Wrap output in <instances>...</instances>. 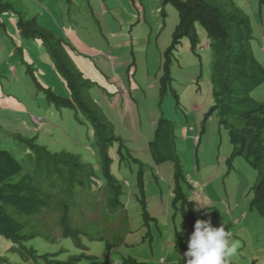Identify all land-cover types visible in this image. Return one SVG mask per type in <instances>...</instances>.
Returning <instances> with one entry per match:
<instances>
[{
  "label": "rangeland",
  "instance_id": "374dc122",
  "mask_svg": "<svg viewBox=\"0 0 264 264\" xmlns=\"http://www.w3.org/2000/svg\"><path fill=\"white\" fill-rule=\"evenodd\" d=\"M4 1L15 3L23 18L36 17L42 26L61 38L64 36L68 39L70 27H73L69 37L71 45L80 53L88 55L93 64L102 70L110 72L113 67L114 73L119 74L126 86L133 90L132 97L137 100L138 117L134 104L132 112L130 111L134 122L131 113H127L124 118L127 121L122 128L118 123L121 115L118 108L115 105L112 108L108 104V99L115 101L117 96L103 92L100 84L93 81L95 79H89L92 83L89 89L91 97L112 122L116 135L124 141V146L131 155L144 165L143 181L148 211L156 219L149 221V226L144 225L135 197L138 193L136 173L139 166L131 160L123 159L120 162L118 143L114 142L109 149L111 173L122 186L120 200L125 206L124 213L110 214L101 211L96 218L88 217V211L99 203L96 195L83 190V199H87L89 203L82 202L84 215L82 224L78 225L85 233L79 235L82 248L76 246L72 238L62 237L54 225L49 228L41 220L34 219L26 222L24 233L36 235L25 239L22 244L35 249L39 255L58 253L54 258L61 262L82 253L94 257H81L75 264H91L93 261L108 263L110 259L118 261L124 254H131L155 264H183L182 256L187 251V241L192 231L180 213L172 207L173 164L165 162L156 166L147 149L148 141L153 139L155 131L152 121L155 119L157 122L164 118L173 124L175 148L185 178L188 182L192 181V184L197 182L199 192L208 200L202 206L199 205L198 198L192 197L197 187L182 182L184 195L189 201L187 210L195 212L196 219H211L214 227L224 224L226 231L230 230L231 239L240 242L237 253L228 259V264H264V218L256 210L250 209L251 188L256 183V172L238 156L233 160L234 169L228 173L224 162L231 154L228 133L218 126L214 113L203 121L213 105L210 84L211 52L204 32L198 29L197 54L192 53L187 38L181 41L174 52L171 87L178 96L179 105H176L171 94L161 99L158 91L160 54L168 45L171 32L177 23L176 11L170 4H163V0H137L140 7L130 0ZM232 1L249 19L252 29L251 49L254 57L264 66V1L262 4L259 0ZM102 2L108 9L104 17L100 15L103 27L98 26L90 11V6L102 10ZM161 7L165 13L164 21L160 13ZM112 16L118 23L111 21ZM71 20L76 22L71 23ZM60 28H64L65 35ZM74 30L78 37H74ZM2 31L0 28V51L5 59L16 60V67H19L11 89L5 92V95L14 97L5 101L21 110L13 112L0 108L2 131L27 137L37 135L38 144L46 145L52 150L64 149L79 155L85 163L92 165L99 176V156L88 122L73 109H56L46 101L43 91H36L35 84L26 73V63L14 53L17 45L13 43L16 40L10 37L1 39ZM21 45L36 58L32 50V46L35 47L32 39L23 38ZM40 51L44 56L40 57L38 50V59H44V67L41 68L46 73L44 76L39 73V78L49 82L56 94L67 96L65 84L58 74L53 69L52 72L47 70V65L48 69L50 66L47 64V60L50 63L49 56L44 50ZM72 55L74 59L77 58L74 52ZM104 59L117 61L108 63ZM251 96L264 102V84L252 91ZM25 98L32 102L27 104L21 101ZM115 104L122 106L119 96ZM31 110L39 116L44 114L46 121L34 127L29 118L30 113H34ZM203 125L206 131L201 134V139L196 144L195 136ZM2 136L0 148L9 151L16 160H21L29 167V154L24 153L25 145L21 147L18 140L5 134ZM73 136L77 138V143ZM125 231L129 232L124 233L123 243L111 250L105 248L107 243L111 244L110 237L113 234ZM148 231L152 234L150 240L146 235ZM176 231L184 239L183 247H176L174 243ZM11 246L8 240L0 236V264H54L39 257L34 259L23 250L11 251Z\"/></svg>",
  "mask_w": 264,
  "mask_h": 264
},
{
  "label": "trees",
  "instance_id": "16d2710c",
  "mask_svg": "<svg viewBox=\"0 0 264 264\" xmlns=\"http://www.w3.org/2000/svg\"><path fill=\"white\" fill-rule=\"evenodd\" d=\"M131 1L134 3L136 0ZM263 1L259 0L261 4ZM167 3L175 9L177 23L171 32L168 45L160 54L159 98L163 99L167 94H171L176 100V105H179L178 96L171 87L174 52L181 41L187 38L192 53L197 54L200 28L206 36L211 52L210 84L213 101L203 121L214 113L218 126L228 133L231 154L224 161L228 173L234 169L233 160L238 156L256 172V183L251 188L250 209L256 210L264 218V102L251 96L252 91L264 84V66L254 57L251 49L252 29L249 19L232 0H163V4ZM8 11L16 15V28L21 38L41 41L55 71L67 88V96H62L50 87H42L36 82L37 88L45 94L46 101L56 109L69 108L82 114L92 129L99 156L100 175H96L92 165L82 161L80 156L73 152L49 149L46 145L36 142L37 135L27 137L19 133L11 134L2 131L0 127V133L18 140L21 147L25 145V152L29 154L27 167L21 160H16L8 151L0 148V236L15 245L11 251L23 250L34 259L39 257L48 263L75 264L81 257L93 259L92 255L82 253L61 262L54 258L58 253L39 255L33 248L22 244L25 239L36 235L24 233L26 222L34 219L41 220L43 224H49L51 227L54 225L62 237L72 238L74 244L82 248L79 235L85 233L78 225L84 215L82 202L89 203L87 199H83V190L97 196L95 190L99 189L101 195L98 196L104 202H100L98 207L96 204V210L99 208V211L106 213L123 214L125 206L120 200L122 186L111 173L112 161L109 156L110 147L117 142L120 162L123 159L131 160L139 166L136 173L138 193L135 197L144 225L149 226V221L156 219L148 211L143 181L144 165L131 155L124 146V141L116 135L112 122L91 97V81L84 77L69 54V51L74 49L73 46L63 37L56 36L42 26L36 18H23L14 4L0 0V12ZM160 13L164 21L163 7L160 8ZM26 73L35 79L30 66L26 67ZM205 131L203 125L200 139ZM174 139L173 124L160 118L156 122L153 139L148 142V150L154 164H173L172 207L180 213L193 231L197 220L196 213L186 208L187 199L180 185L185 181L184 172ZM154 178L156 179V176ZM95 179L102 181V187L94 190ZM127 232L129 231L113 234L110 237L111 244L107 243L105 248L111 250L112 247L119 246L123 243L124 233ZM146 235L149 240L152 238L150 231ZM98 239L101 240L102 237ZM174 243L176 247L184 246V239L177 231ZM91 264L155 263L124 254L118 261L110 259L108 263L94 261Z\"/></svg>",
  "mask_w": 264,
  "mask_h": 264
},
{
  "label": "crops",
  "instance_id": "0c3cea01",
  "mask_svg": "<svg viewBox=\"0 0 264 264\" xmlns=\"http://www.w3.org/2000/svg\"><path fill=\"white\" fill-rule=\"evenodd\" d=\"M13 4H14V6L17 9L16 4L15 3H13ZM70 4H71V2H70ZM100 7L102 8V10H99L97 8L93 9L90 6V11H91V14H92L94 20L98 24V26L101 25L103 27V22L100 19V15L104 17V13L108 9H106V7L103 6V2L100 4ZM21 15H22V13H21ZM16 21H17L16 20V15L14 13L9 12V11L8 12H0V28L3 30L2 33H1V39L10 37L13 40H16V42L14 41V43H13V45H17V46L14 47V53L17 54L22 59L23 63H26L27 67L30 66V71L34 75L33 77H35L34 80L32 78H30V79L33 81L35 86H36V82H37L42 87H45V88L46 87H50L51 88L52 86H49L50 85L49 82L44 81V80L39 78V75H40L39 73H41L43 76L46 73L45 70H43L41 68V66L44 67V62H43L44 59H38L39 58V54H40V57L44 56V55H42V51H40V50H44L41 41L38 40V39H32L33 43H34V46H35V47L32 46V50H33L34 55L36 57V58H34L33 56H31L29 54L28 51L24 50L23 46L21 45V40L23 38L20 37L19 32H18V30L16 28ZM111 21L113 23H118L116 18H114L113 16L111 17ZM75 22L76 21H72L71 20V23H75ZM78 24H79V22H78ZM79 26H80V24H79ZM72 28L73 27H70V31L68 33L69 37H70V34L73 32ZM60 29L65 35L66 32H65V30H63L64 28H60ZM69 37L67 39V38H65L63 36V38L71 44V42H70L71 39ZM74 37H78L76 35V33H75V30H74ZM27 44H29V43H27ZM8 46H10V45H8ZM38 50H39V54L37 52ZM44 52H45V50H44ZM71 52H72V54H73V52L75 53V55L77 57L76 59H74L73 55L70 54ZM14 53L12 55H14ZM69 54L72 57V59H73L74 63L76 64V66L83 73L84 77H86L87 79H91V80L95 79L93 81H97L100 84V88L102 89L103 92L109 94L110 96L111 95L114 96V97L117 96L116 97L117 100H118V96L120 97L121 103H123L122 106L119 105V107H118L115 104V102L117 100L113 101L111 99H108V104L112 108H113V105H115L118 108L119 114H121L119 119H118V123H119V125L122 126V128H124V125H125V123L127 121V120H124V118L127 116V113H131L132 112V106L134 104H135V112H136V115L138 117L137 100L132 97L133 90L132 89H127L126 90V87H125L126 84L124 83V81L121 80L119 74H115L114 73L115 69H113V67L111 68L110 72H106V71L102 70L95 63H94L95 65L93 64V60L89 59L88 55L80 53V51H78L76 49V47L73 50H70ZM12 55H10V56H12ZM4 57H5V55L3 54V52L0 51V82H1L0 83V108H2V110L19 112V111H21L20 108L19 109H15L14 106L11 103L8 104L5 101V99L14 97V96H11V95L7 96L8 94L5 95V92L9 91V89H11L12 83L16 80L15 77L17 76V71H19V67H16V60L5 59ZM49 60H50V63L47 60V64H50V66H49V69H48V65H47V70L52 72V69H53L55 71V69L53 67V64L51 62V59H49ZM104 60L106 62H108V63H112V62L117 61V59H104ZM55 73L57 74L56 71H55ZM60 86L63 87V85H60ZM108 88L110 90H108ZM36 91H39L37 86H36ZM66 94H67V88H66ZM15 101L18 102L19 100L15 99ZM21 101H23L24 103H27V104H29L30 101L32 102V100L29 101L26 98L23 99V100L21 99ZM28 109H30V106H29ZM31 111H33V110H31ZM41 113H44V112H41ZM21 114H23V113H21ZM42 115L43 116H39V115L35 114V112L34 113H30L29 118H30V121H31V123H32V125L34 127L38 126L42 122L44 123L46 121V119H45L46 116L44 114H42ZM131 117H132V122H134V120H133L134 117L132 116V113H131ZM34 118H38L40 120V122L39 123L35 122ZM21 122H24V120L21 119ZM152 124L155 127V124H156V120L155 119L152 121ZM89 132L91 134V129H90ZM0 136H2V134H0ZM2 137L4 138V136H2ZM73 140H74V142L77 143V138L74 137ZM186 181H187V179H186ZM187 184L191 185L192 181L191 182L187 181ZM192 185H195L197 187V182L194 181ZM194 192H193L194 194H193L192 197L196 196L198 198V202H199L198 204L199 205L202 206L204 203L208 202L207 197L199 192L198 187H197V189Z\"/></svg>",
  "mask_w": 264,
  "mask_h": 264
},
{
  "label": "clouds",
  "instance_id": "9594fccd",
  "mask_svg": "<svg viewBox=\"0 0 264 264\" xmlns=\"http://www.w3.org/2000/svg\"><path fill=\"white\" fill-rule=\"evenodd\" d=\"M131 3H133V2L131 1ZM133 4L138 5L139 2L136 0V1H134ZM127 78H128V76H127ZM125 87H126V90L130 89L126 85H125ZM34 120L37 123L40 122V120L38 118H34ZM91 135L93 138L92 129H91ZM195 140H196V144L200 141V132L198 135L195 136ZM147 149H148V144H147ZM148 152H149V150H148ZM24 153H26V152L24 151ZM155 165L159 166L157 164H155ZM184 179H185L184 183L187 184L185 175H184ZM101 185H102V181L100 179H95L94 180V187L95 188H93V189L95 190L96 188H100V187H102ZM181 188H182V186H181ZM95 191L97 192L98 195H101L99 189L95 190ZM98 195H97V201H99V204L97 205V207L100 205V202L101 203L104 202V200L101 201L100 196H98ZM188 203L189 202L187 200V204ZM100 212H101V210L99 211V208H97V210H96V208H93V209H91V211H88L87 215H88V217L96 218V216ZM82 214H83V212H82ZM45 225L47 227L51 228V226L49 224H45ZM59 233H60V231H59ZM11 244H12L11 248L13 246L15 247V245L13 243H11ZM239 245H240L239 241H234L231 239L230 230L226 231L224 224H221L219 227H214L212 225L211 219H207V220L197 219L193 225V231L190 234L189 239L187 241V251L183 254L184 264H228V259L237 253ZM11 248H9V250ZM83 254L89 255L87 253H83Z\"/></svg>",
  "mask_w": 264,
  "mask_h": 264
}]
</instances>
